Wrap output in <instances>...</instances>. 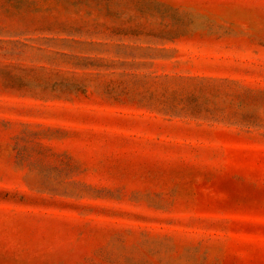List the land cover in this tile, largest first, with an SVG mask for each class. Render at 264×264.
I'll return each mask as SVG.
<instances>
[{
  "label": "rangeland",
  "instance_id": "rangeland-1",
  "mask_svg": "<svg viewBox=\"0 0 264 264\" xmlns=\"http://www.w3.org/2000/svg\"><path fill=\"white\" fill-rule=\"evenodd\" d=\"M0 264H264V0H0Z\"/></svg>",
  "mask_w": 264,
  "mask_h": 264
}]
</instances>
